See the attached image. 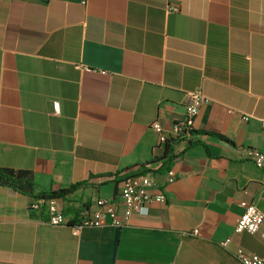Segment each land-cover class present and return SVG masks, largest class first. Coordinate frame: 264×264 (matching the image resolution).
<instances>
[{
    "label": "crops",
    "instance_id": "0c3cea01",
    "mask_svg": "<svg viewBox=\"0 0 264 264\" xmlns=\"http://www.w3.org/2000/svg\"><path fill=\"white\" fill-rule=\"evenodd\" d=\"M196 90L206 102L192 138L170 142L168 184L152 124L182 120ZM263 121L264 0H0V169L30 173L34 193L90 185L39 211L0 186V264L264 257V223L235 233L241 202L264 214V161L246 156L264 155ZM140 174L166 203L123 228L72 230L98 199L122 209V182ZM52 211L68 224L51 226Z\"/></svg>",
    "mask_w": 264,
    "mask_h": 264
},
{
    "label": "built area",
    "instance_id": "2783aa9c",
    "mask_svg": "<svg viewBox=\"0 0 264 264\" xmlns=\"http://www.w3.org/2000/svg\"><path fill=\"white\" fill-rule=\"evenodd\" d=\"M205 102L206 97L201 90L189 92L186 94L185 115L182 120L175 122L169 130L164 129L159 122H154L152 128L158 135L159 145L164 147L171 141H189L195 132V122L200 108ZM262 135L264 137V121L262 122ZM246 156L248 159L253 160L258 167L262 166L264 155L260 151L248 150ZM175 179V172L168 170L166 183L172 184ZM120 196L123 203L122 209L113 203L98 199L94 211L83 214L78 222L72 226V230L79 232L83 228H98L106 225L123 228L128 226L132 217L140 213L144 207L154 203H166L164 193L156 190L154 180L149 175L144 174L126 178L122 182ZM240 207L243 209V214L237 221L235 233L258 234L264 223L263 212L253 203L241 202ZM42 208L40 201H35L30 205L32 211H39ZM48 223L51 226H65L68 224L65 215L58 211L49 212ZM191 235L198 236L199 230H194ZM230 243L231 239H227L221 243V246L227 247ZM235 255L241 264H264V257L250 254L242 248L237 249Z\"/></svg>",
    "mask_w": 264,
    "mask_h": 264
},
{
    "label": "trees",
    "instance_id": "16d2710c",
    "mask_svg": "<svg viewBox=\"0 0 264 264\" xmlns=\"http://www.w3.org/2000/svg\"><path fill=\"white\" fill-rule=\"evenodd\" d=\"M164 148H165L164 158L166 159L164 166L168 165L167 168L169 169L170 164L173 160V156L171 155V144L167 143L164 146ZM0 186L8 187L20 194L28 195L29 197H32L36 201H40V200L47 201V200H65L72 193L78 191L79 189L87 188L90 185L88 184L87 181H84L69 186L67 188H61L55 191L49 190L40 193H34L35 186L30 173L15 172L13 170L0 169Z\"/></svg>",
    "mask_w": 264,
    "mask_h": 264
}]
</instances>
